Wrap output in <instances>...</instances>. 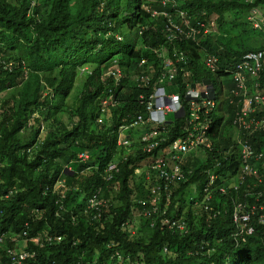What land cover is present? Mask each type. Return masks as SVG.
<instances>
[{
  "label": "trees",
  "instance_id": "trees-1",
  "mask_svg": "<svg viewBox=\"0 0 264 264\" xmlns=\"http://www.w3.org/2000/svg\"><path fill=\"white\" fill-rule=\"evenodd\" d=\"M252 7L264 13V0H0V54L12 64L0 62L1 264L21 250L33 253L23 264H264L263 183L213 187L209 199L203 191L205 169L223 178L238 168L235 142L224 134L233 104L210 112L213 149L186 156L191 172L171 188L166 207L159 198V212L151 210L147 177L156 151L141 150L139 141L155 125L128 129L132 144H118L119 126L147 114L157 84L179 92L187 107L186 81L222 73L206 71L202 56L214 53L225 65L264 48L249 44L257 33L245 19ZM228 20L240 39L203 32L212 21L223 31ZM180 52L175 77L161 78L166 57ZM116 64L119 81L102 78ZM145 76L149 82L138 84ZM259 77L264 86V72ZM109 92L118 102L98 121ZM167 119L172 140L185 120L174 113ZM261 135L252 138L262 143ZM109 162L119 170L107 179ZM58 180L63 192L53 187ZM94 194L107 202L99 215L88 207ZM238 202L249 215L240 235L232 218ZM166 217L183 228H161Z\"/></svg>",
  "mask_w": 264,
  "mask_h": 264
},
{
  "label": "built area",
  "instance_id": "built-area-1",
  "mask_svg": "<svg viewBox=\"0 0 264 264\" xmlns=\"http://www.w3.org/2000/svg\"><path fill=\"white\" fill-rule=\"evenodd\" d=\"M173 1V0H171ZM165 14H167L165 12ZM180 15L183 17L184 11H180ZM249 19L255 26H260L264 19L257 8H253L250 11ZM214 30L213 23L212 28H205L203 32L210 33ZM174 54V56L166 57L165 59V71L161 74V78L173 79L177 72V62L182 58ZM206 67L214 71L217 68V57L213 55H206L203 58ZM0 62L5 65L6 68H11V62H6L2 59L0 54ZM145 61L141 59L139 65ZM264 71V49L249 51L244 53L237 61L235 67L230 70L231 77L235 81V87L231 90V93L238 98L239 110L236 111L233 123L236 125V140L239 145V153L241 162L238 171L235 174H226L221 178L220 174L205 169L207 172L208 181L203 188L205 193V199L210 198V190L218 188L219 191L224 192L227 187H235L238 183L247 182V179L263 183L264 187V150H255L252 145V140L249 139L251 135H255L256 132L264 135V86H260V72ZM188 73V71H186ZM113 75L116 82L119 81L123 74L122 68L116 64L113 67L106 70L102 78L107 75ZM247 75L252 77L251 85L253 90H249ZM138 81V82H137ZM138 84H147L149 82L148 76L137 80ZM185 99L187 100V107L183 105L179 98V94L167 93L163 85L157 84L152 92L148 96L146 102L147 114L145 116L138 115L129 123H123L119 126V138L118 144L125 147H130L133 142V138L127 134V130L130 128H137L144 124L152 123L155 126L148 128L141 132L140 144L141 150L148 153H153L155 150V156L150 163V172L147 177L153 179L151 185V192L153 194L151 200L152 212H159L160 207L158 205L159 198H164L167 202L170 199L172 193V187L176 186L182 180L187 178L188 173L191 170H186L183 167V163L186 156L197 149H204L210 151L213 149L212 142L209 137L210 119L208 112L213 107L211 99L203 96L202 93L208 94L209 89L204 85H199L197 88H192L190 81H186ZM118 102L116 95L110 93L101 100V114L98 121H102V116L110 111V108L116 105ZM262 108L263 112H260ZM174 113L175 115L183 116L184 125L181 128L182 134L176 138L170 140L168 130L166 129V123L169 122L167 114ZM202 116V117H201ZM123 135V136H122ZM125 135V136H124ZM256 140H253L255 142ZM84 154L80 157L84 158ZM219 164H217L218 166ZM119 170L115 162H109L107 165V171L109 175L107 179L114 175ZM234 185V186H232ZM54 189L64 190L63 181L58 180L54 184ZM251 187V186H250ZM107 202L97 199L94 194L88 202V207L96 208L97 214L101 211V207L105 206ZM243 205L238 202L234 205L232 213L233 222L237 225V232L240 235V229L246 226L249 215L246 213H240ZM263 209V208H262ZM165 210V209H164ZM146 213V210H143ZM260 222L264 220V213L259 216ZM176 227V228H175ZM161 228L164 229H178L183 228V224L178 223V220H172L170 218H162ZM252 228H249V232ZM6 232L0 234V246L6 243ZM14 241L15 239H11ZM8 253L12 251L7 250ZM33 256V253L26 251H19L17 255H13L11 258V264H23V261L28 257ZM2 263L0 252V264Z\"/></svg>",
  "mask_w": 264,
  "mask_h": 264
},
{
  "label": "clouds",
  "instance_id": "clouds-1",
  "mask_svg": "<svg viewBox=\"0 0 264 264\" xmlns=\"http://www.w3.org/2000/svg\"><path fill=\"white\" fill-rule=\"evenodd\" d=\"M253 8H257L258 10H259V12L261 13V16L263 17V19H264V13H263V11L259 8V7H252V8H250L249 9V11H248V13H247V15H246V17H245V19H247L248 21H249V23L254 27V28H256L258 31L259 30H262V31H264V22L263 23H261L260 24V26H255L253 23H252V21L249 19V15H250V11L253 9ZM212 16V15H211ZM211 19L213 20L214 19V15L211 17ZM264 21V20H263ZM212 23H213V27H214V32H216V34H220L221 36H225V37H230V36H232L233 37V34H231V33H229V32H225V31H221V30H219L218 32H217V25L214 23V21H212ZM212 23H211V26H212ZM212 28V27H211ZM262 49H264V48H258V49H255V50H249V51H256V50H262ZM249 51H246V52H249ZM246 52H244V53H246ZM244 53H242V55L244 54ZM209 55H213V56H215V57H217V68L214 70V71H211V70H209L207 67H206V65H205V63H204V61H203V58H204V56H202V65H203V67L206 69V71H208L212 76H214V75H216L217 73H219L220 71H222V73L221 74H219L216 78L215 77H206V78H204L202 81H190V83H191V87H192V84H194V86L192 87V88H197L199 85H204V86H206L208 89H209V91H208V94H205V93H202V95L203 96H206L207 98H209V99H211L212 100V102H213V107L211 108V110H209V112H208V117H209V119H210V127H211V116H210V112L213 110V109H219V110H221V109H223L224 108V106H225V104L228 102V103H231V104H233L234 105V114H233V116H232V118H231V123L228 125V128L226 129V132L224 133L225 134V136L227 137V138H232L233 140H234V142H235V145H236V148H237V150H238V152H237V154H238V160H239V165H238V168H237V170L235 171V172H228V173H226V174H235L237 171H238V169H239V166H240V162H241V157H240V153H239V145H238V142H237V140H236V132H237V129H236V125L233 123V119H234V117H235V113H236V111L237 110H239V103H238V98L237 97H235L232 93H231V90L235 87V81L233 80V78L231 77V72H230V70L231 69H233L234 67H235V65H236V63H237V61L241 58V56L242 55H240L239 57H238V59L235 61V62H229V61H225L226 62V64L225 65H222L221 64V61H220V59H219V57L216 55V54H210L209 53ZM262 72H264V71H262ZM261 73V72H260ZM247 78H248V85H249V90L250 91H252L253 90V88H252V85H251V81H252V77L250 78V76L249 75H247ZM206 80H209V82L208 83H205V81ZM232 81V86H231V88H227L226 87V83L228 82V81ZM188 81V82H189ZM261 83V82H260ZM260 86H263L262 85V83H261V85ZM186 89H187V86H186ZM220 93H222V94H224V97L221 99V96H220ZM186 100V99H185ZM260 112H263V110H262V108L260 109ZM227 115V114H226ZM202 117V116H201ZM210 129V128H209ZM210 131V130H209ZM254 135H251L250 137H249V139H251L252 140V145H253V147H254V149L255 150H257L258 149V147L259 146H257V144H263L264 143V135L262 134L261 135V137H263V140H262V143L260 142L259 143V141H255V142H253V140H255L254 138H252ZM259 150H261L260 148H259ZM227 151H229V150H227ZM225 154H226V152H224Z\"/></svg>",
  "mask_w": 264,
  "mask_h": 264
},
{
  "label": "rangeland",
  "instance_id": "rangeland-1",
  "mask_svg": "<svg viewBox=\"0 0 264 264\" xmlns=\"http://www.w3.org/2000/svg\"><path fill=\"white\" fill-rule=\"evenodd\" d=\"M223 27H224L223 31L233 34V38L240 39V35L241 34L238 32V30H232L230 28L229 20L227 21V24H225V26H223ZM244 36L245 37L247 36V31L244 34ZM243 40H246V39H243ZM250 41L251 42H249V44H251V45H259L261 43H264V31H262V30L258 31L257 30V33H254V34L251 35ZM83 70L85 71V67L82 69L83 76H84L85 73H84ZM166 88H169V85H166ZM178 94H179V92H178ZM220 96H221V99H222L224 97V94L220 93ZM142 170H143V167H141L139 171H142Z\"/></svg>",
  "mask_w": 264,
  "mask_h": 264
},
{
  "label": "water",
  "instance_id": "water-1",
  "mask_svg": "<svg viewBox=\"0 0 264 264\" xmlns=\"http://www.w3.org/2000/svg\"><path fill=\"white\" fill-rule=\"evenodd\" d=\"M208 82H209V80H206V81H205V83H208ZM193 86H194V84H192V87H193Z\"/></svg>",
  "mask_w": 264,
  "mask_h": 264
}]
</instances>
